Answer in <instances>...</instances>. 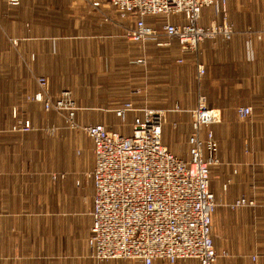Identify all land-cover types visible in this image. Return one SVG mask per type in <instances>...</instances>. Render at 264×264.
I'll list each match as a JSON object with an SVG mask.
<instances>
[{"label": "crops", "instance_id": "1", "mask_svg": "<svg viewBox=\"0 0 264 264\" xmlns=\"http://www.w3.org/2000/svg\"><path fill=\"white\" fill-rule=\"evenodd\" d=\"M92 1L21 0L11 7L5 2V9L2 4L0 8L3 25L0 43L5 42L11 58L19 50L27 59L30 54H35L34 65L39 73L49 76L55 96L64 89L72 91L79 106L77 120L81 125L100 123L123 135L132 134L135 116L131 112L129 123L122 125L114 108L130 98H137L131 88L136 81L142 80L145 86L148 81L136 78V75L129 79L126 70H121V76L116 80L118 91H122L118 98L121 102H113L108 94L100 95L90 87L93 80L82 76L87 68L101 66L100 60H122L123 68L127 62L142 57L149 60H200L207 66H217L214 72L209 69L211 74L202 82L203 89H207L206 83L221 81L227 71L233 75V127L225 128L230 132L228 146L221 139L224 127L212 126L220 142L223 160L221 165L213 168L210 176V188L222 202L213 215V238L219 252L226 249L231 254L229 258L220 257L216 264H264V0H228L235 35L227 43L207 40L201 44L196 57L181 54L179 44L174 40L166 45H159L158 40H128L124 34L134 18L122 20V23L110 22L105 17L119 18V12L108 0H95L100 2L99 7H94ZM54 11L74 20H58L49 13ZM171 20L178 23L179 18L171 17ZM10 39L16 40L18 45L14 46ZM165 40L161 39L167 42ZM32 62L0 60V67L5 69V73L0 74V253L5 254L7 261L16 260L26 251L27 243H33L35 245L32 248L29 245V251L36 247L41 255L39 258L44 260L37 264H51L47 260L59 252L68 254L74 261L95 262L88 247L95 194L93 179L88 176L95 167L92 139L82 133L66 135V139L74 137L71 138V148L63 156L67 166L48 173L46 164L51 152H47V146L49 148L52 143V157L62 163L60 140L45 137L37 131L13 130L15 110L25 116V109L29 106H41L38 102L27 101L25 95L28 92L24 93L22 89V85L28 83L29 71L25 67L32 66ZM64 68L71 70L66 72L62 70ZM156 81V87L160 86L162 81ZM209 99V107L226 108L211 101L210 95ZM241 105L252 107V121L238 118L236 108ZM63 124L68 129L65 122ZM36 126L40 127L39 124ZM189 134L186 139L188 150ZM163 140L168 147L173 146L165 126ZM188 150L184 159L188 158ZM34 162L41 164V169H29ZM34 193L38 195L37 200L31 197ZM241 196L255 204L235 212L228 203ZM32 204L46 207L47 213L39 218V213L31 212ZM233 222H262L261 231L252 229L249 233L244 230L233 234ZM255 242L251 248L246 246ZM153 264L164 262L156 260ZM175 264L199 262L180 259Z\"/></svg>", "mask_w": 264, "mask_h": 264}, {"label": "built area", "instance_id": "2", "mask_svg": "<svg viewBox=\"0 0 264 264\" xmlns=\"http://www.w3.org/2000/svg\"><path fill=\"white\" fill-rule=\"evenodd\" d=\"M20 0H8L18 5ZM123 20L134 18L126 35L133 41L158 40L159 45L177 41L183 53H195L206 39L230 40L235 30L227 18L228 0H108ZM99 4V3H98ZM214 7L222 15L220 23L202 24L204 9ZM164 15L161 26L147 23L146 18ZM178 17V23L171 20ZM165 38L167 42L161 41ZM145 60H137L143 63ZM183 62V60H179ZM198 77L206 74L197 65ZM36 100L47 110L56 108L70 127H78L92 139L95 167L88 174L95 194L93 222L88 247L97 260H139L153 264L166 260L196 259L199 264H216L222 257L214 244L213 215L217 199L210 188L214 167L222 164L219 141L212 128L220 121V111L207 105L200 95L191 116L188 158L173 153L164 143L166 111L139 108L127 101L114 109L126 124L135 112L133 132L123 135L104 124L81 125L76 119L77 106L69 92L52 98L45 77L39 78ZM51 96V97H50ZM173 111H183L179 105ZM55 110V109H54ZM251 107H241L237 114L246 118ZM28 121H20L15 129ZM21 129V128H20ZM226 186V185H225ZM237 199V209L246 204Z\"/></svg>", "mask_w": 264, "mask_h": 264}, {"label": "rangeland", "instance_id": "3", "mask_svg": "<svg viewBox=\"0 0 264 264\" xmlns=\"http://www.w3.org/2000/svg\"><path fill=\"white\" fill-rule=\"evenodd\" d=\"M2 1V3H1ZM7 4V6L11 7V5L8 4V0H0V8L4 6V4ZM21 3V0H20ZM58 3V2H57ZM99 3V4H98ZM2 4V6H1ZM91 4L94 7H99L100 2L99 1H92ZM5 9V6L3 7ZM5 11V10H4ZM20 13V12H19ZM54 14V16L59 20L61 18H66L68 20H74L72 17H65L63 13H58L57 11L54 12H49ZM230 8H229V3L227 4V18L228 20L233 24V21L230 19ZM106 20L110 22H117V23H122V18L113 17V16H106ZM148 18L149 23H154L155 26H161L163 19L165 18L164 15H154L153 17ZM222 15L220 13L216 12V9L214 7L206 8L203 11L202 14V24H210L212 22H218L220 23L222 20ZM63 21V20H62ZM3 29V25L0 22V31ZM235 30V28H234ZM236 32V30H235ZM235 35V34H234ZM124 36L128 39L131 40L126 33ZM233 38H230V40ZM12 39V38H11ZM10 39V40H11ZM3 40V39H2ZM1 40V41H2ZM207 40L213 41V42H218L220 41L221 43H227L229 40H222V39H206L202 43L206 42ZM133 41V40H132ZM166 41V40H165ZM11 42L14 44V46H17L18 44L16 40H11ZM15 42V43H14ZM138 42V41H136ZM177 42V41H174ZM172 42V44L174 43ZM16 44V45H15ZM171 44V45H172ZM200 44V46H201ZM216 44V43H215ZM200 46L198 47L197 51L195 53H188L195 55V57L198 55ZM0 52L3 53V58L2 55L0 57V60H33L32 66H27L25 69H28V83L22 85V89L24 90V93H27L25 95V98L27 101H33V102H38L36 100V95L38 91H40V84H39V78L45 77V79L48 82V87L50 89V93L52 98H58L64 92H69L70 95L72 96L73 101L75 102V105L77 106V111L79 109V106L77 105L73 93L70 89H64L59 91L56 96L53 92L51 80L47 74L39 73L37 71V65H34V61L37 60L35 58V54H30V59H27L25 57V54L21 52L20 50L18 52L15 51V53L12 54L11 58V52L6 49L5 42L2 41L0 43ZM17 53V55H16ZM181 54H186L183 53L180 49ZM10 54V55H8ZM8 55V56H7ZM197 59V58H196ZM137 60H145L143 63L137 62ZM137 60H133V62H127L126 66L121 64L122 60H103L101 62V66L99 67H89L86 70H84L83 77L90 78L91 81L93 80L92 83L90 84V87L94 88L95 91L100 93V95H106L108 94V98H111L113 102L120 103L121 101L118 100L121 96L122 91H118V85L116 80L121 76V72L126 70V75L128 78H132L133 76L136 75V78L140 79H146L148 82L146 86L145 83L141 81H136L134 85L131 86L132 90L134 89L135 97L130 98L129 100H132L134 105L137 107H142L146 106L149 107L150 109H157V110H165L166 111V123H165V129L168 133V138L171 139L173 146H169V148L177 153L180 157L185 158V153H187L188 147L186 143V139L188 134L190 133V113L187 111L193 107L196 106L198 102L199 96L205 95L206 97V102L207 105L210 106L209 104V95L211 96V101L215 103H220L221 105H225L226 108L223 110H220V122L216 125L218 127H224L223 131V141L226 142V146H228L230 139H229V134L228 130H225L226 127L230 126L233 127V75H230L227 71V74L223 78H221V81L219 82H212L211 83H206L207 89H203V86L201 85L202 82L207 80L209 78V69H211L213 72L217 70V66H214V68L211 64L208 66L204 63H202L205 68H206V74L202 77H198V72H197V65L200 63V60H183L182 58H178L176 60H149L148 58H139ZM179 60H183V62H179ZM93 61V60H91ZM94 62V61H93ZM99 62V61H98ZM200 63V64H201ZM100 64V63H99ZM220 64V63H219ZM228 69V68H227ZM226 69V70H227ZM66 72H69L71 68H64L62 69ZM122 70V71H121ZM5 73V69L3 67H0V74ZM25 75V74H24ZM71 77L73 78V75L71 74ZM81 78H78V80ZM157 79L158 81H162L161 85L156 87L157 81L154 82V80ZM84 80H86L84 78ZM168 91V93H167ZM132 93V94H133ZM244 94V93H243ZM232 95V96H231ZM50 96V97H51ZM55 99V100H56ZM127 101V100H126ZM137 101V102H136ZM39 103V102H38ZM116 103V104H117ZM176 104H179L181 108H183L182 112H175L173 111L175 108H173ZM39 106L37 104V108H30V106L25 109L26 115L21 116L17 111L15 110L14 112V124H13V130L15 132H32V131H37L38 133H42L45 137L49 138H56L57 140H60V155H62V163L56 162L57 159L53 158L52 156L54 155V151L52 149V143H50L49 148L47 146V152H51L49 157H48V162L46 164V172H58L60 171V167L65 168L67 166L66 162H64V154L66 151H68L71 147V138L73 139V136H70V139H66V135H71V134H83V136H86L90 139L89 135L87 132L81 128L78 127H70L68 123L65 122L64 117L62 116L63 114L59 112H65V111H57L56 108L53 106V108L47 110L43 104H40ZM241 107H251V106H245L241 105L236 108V114L237 110ZM212 108V107H210ZM252 108V107H251ZM55 109V110H54ZM115 109V108H114ZM217 109V108H214ZM218 110V109H217ZM77 111L76 114H77ZM133 116H135V112H132ZM130 114V115H131ZM132 116V117H133ZM238 116V114H237ZM129 117V116H128ZM253 117V111L251 116H247L246 118H241L238 116L239 119L241 120H247V121H252ZM77 119V115H76ZM28 121L30 123V130L26 131L24 129V125H20L19 128L15 129V126L18 124L20 121ZM65 122L66 127H64L63 122ZM78 121V120H77ZM121 124L123 123L120 120ZM128 119L126 124L122 125H127ZM40 125V127L36 125ZM43 125V126H42ZM63 125V126H62ZM88 125V124H87ZM21 128V129H20ZM68 135V136H69ZM76 136V135H75ZM219 141V140H218ZM48 142V138H47ZM220 144V142H219ZM48 145V144H47ZM221 146V145H220ZM221 148V147H220ZM182 151L179 153V151ZM187 155V154H186ZM48 156V155H47ZM54 160V161H53ZM223 161V160H222ZM223 163V162H222ZM41 164L37 163H31L30 168L31 170H36L41 169ZM215 168V167H214ZM61 169V170H62ZM213 170V169H212ZM31 197L37 200L38 195L36 193L31 194ZM216 199L218 198L215 194ZM246 199V204L244 206H241L237 209L233 210L236 212V210H240L242 208H245L247 206H253L255 202L253 200H249L248 198L241 196L239 199ZM237 199L233 201V204H236ZM218 204H222L220 199H217ZM218 206V205H217ZM33 211L32 213H39V218L42 217L44 213H47L45 211L44 206H38L37 204L35 206H31ZM233 211V212H234ZM262 222H233V234L242 233V231H247L249 233L250 230L255 229L257 231H261V224ZM229 224V223H228ZM258 226V228H256ZM255 227V228H254ZM29 245L32 246L35 245L33 243H27V248H25V252L21 254L20 258L16 260H6V256L4 253H0V264H37L39 262H42L41 258H39L40 252L37 250L35 247L34 251L30 252L29 251ZM256 245V242L254 244L247 243V247H252ZM223 252V251H221ZM91 253V252H90ZM68 254L61 253L54 255L53 258L47 260L50 261L51 264H143L139 260H97L95 259V262L92 261H83L81 259H78L77 261H74V259H70ZM223 257L229 258L230 257V252L229 250H224V253L222 254ZM254 258V257H253ZM164 264H171L167 262L166 260H162ZM82 262V263H81ZM85 262V263H83ZM176 263V262H175ZM173 263V264H175Z\"/></svg>", "mask_w": 264, "mask_h": 264}]
</instances>
